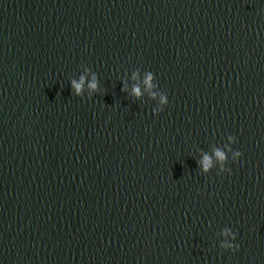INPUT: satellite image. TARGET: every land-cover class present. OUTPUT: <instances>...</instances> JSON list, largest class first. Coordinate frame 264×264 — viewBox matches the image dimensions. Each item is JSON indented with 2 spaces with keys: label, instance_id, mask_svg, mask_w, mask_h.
Instances as JSON below:
<instances>
[{
  "label": "water",
  "instance_id": "obj_1",
  "mask_svg": "<svg viewBox=\"0 0 264 264\" xmlns=\"http://www.w3.org/2000/svg\"><path fill=\"white\" fill-rule=\"evenodd\" d=\"M0 264H264V0H0Z\"/></svg>",
  "mask_w": 264,
  "mask_h": 264
},
{
  "label": "clouds",
  "instance_id": "obj_2",
  "mask_svg": "<svg viewBox=\"0 0 264 264\" xmlns=\"http://www.w3.org/2000/svg\"><path fill=\"white\" fill-rule=\"evenodd\" d=\"M149 79H150V77H149ZM82 84H83V77L81 78V83L80 84H77L75 81H73V87L76 89L77 94H79V92L81 91ZM89 87L91 89L95 90V88H96L95 80H93V82L89 85ZM134 94L139 96L140 93H139V89L138 88L134 89ZM217 156H219L221 159H223V156H222L221 153L217 152ZM208 166H209L208 158L205 157V162H204L205 170H207Z\"/></svg>",
  "mask_w": 264,
  "mask_h": 264
}]
</instances>
